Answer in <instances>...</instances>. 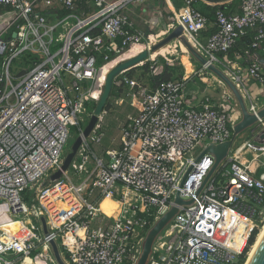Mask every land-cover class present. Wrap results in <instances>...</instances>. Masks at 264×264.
<instances>
[{
  "label": "built area",
  "instance_id": "1",
  "mask_svg": "<svg viewBox=\"0 0 264 264\" xmlns=\"http://www.w3.org/2000/svg\"><path fill=\"white\" fill-rule=\"evenodd\" d=\"M132 1L0 0V199L13 218L0 227V264H32L33 254L56 264L50 240L66 264H136L147 232L174 206L177 192L193 203L178 207L147 264H240L247 257L251 235L264 223V120L234 149L233 141L217 173L198 193L214 161L208 154L195 160L209 145L232 137L230 96L221 101L206 96L192 105L182 78L135 88L122 73L114 81L119 96L113 103L128 101L136 114L122 124L118 146L100 156L93 153L91 145H101L104 137L101 116L68 169L48 180L65 158L69 127L81 133L85 104L99 100L104 68L151 36L123 14ZM239 1L238 13L215 11V31L202 43L198 36L211 21L197 0H166L171 13L166 32L180 25L208 64L221 66L248 112L256 114L264 106V68L256 61L220 60L248 37L238 56L264 55V0ZM91 4L92 12L79 13ZM20 57L31 67L13 83L10 66ZM245 80L260 86L263 97L253 98ZM238 153L250 156L247 163ZM84 174L74 184L72 178ZM35 186L38 195L29 200L26 191ZM105 199L117 206L112 215L101 211ZM57 200L73 212L54 226ZM41 217L49 237L42 232ZM13 222L22 226L8 227Z\"/></svg>",
  "mask_w": 264,
  "mask_h": 264
},
{
  "label": "water",
  "instance_id": "2",
  "mask_svg": "<svg viewBox=\"0 0 264 264\" xmlns=\"http://www.w3.org/2000/svg\"><path fill=\"white\" fill-rule=\"evenodd\" d=\"M204 4L209 6H222L227 3L232 2L233 0H200ZM175 43V47H178L180 45L184 46L190 56L198 62L202 67H205L211 74L215 75L229 90V92L234 97L239 113L241 116V119L239 122L234 124L232 130V137L230 140H228L225 143L218 144V145H209L201 154L198 156V158L195 160V163H197L204 155L208 154L211 155L213 158V166L210 169L209 173L203 180L198 193L200 190L204 187V185L209 181L211 176L216 172L220 164L224 161V159L229 154V151L231 149L233 141L236 139V137L243 132L247 131L248 129H251L257 123L259 120H264V106H262L256 114L249 113L245 102L243 100V97L239 90L236 88V86L231 82V80L227 77V75L221 71L218 67L208 64L207 60L198 52L196 49L192 46V44L188 41V39L183 34V28L180 25H177L175 28L171 29L170 31L166 32L164 34V38L159 40L157 43L150 46L148 50L143 51L140 55L131 58L129 60L122 61L118 63L106 76L105 83L103 86L102 93L99 97V100L96 102L95 109L90 117V120L86 127L82 130V132L79 134L75 142L73 143L70 152L66 154L62 165L59 170L54 172L50 177L49 181H55L59 179L63 172H65L73 158L76 156L80 146L83 143L84 139H87L92 131L94 130L97 122L99 121L100 117L104 114V108L106 107V104L110 98V94L113 88L114 81L116 78L122 74L126 73L129 70L139 67L143 63L149 60V56L159 49L171 45ZM251 61L258 62L263 68H264V55H261L259 53H254L251 56ZM191 168L189 169V171ZM187 174L184 176L180 188L182 187ZM48 182H44V186L47 185ZM197 193V194H198ZM193 203V200L190 201H183L180 197V193L177 192L174 206L171 207V209L163 215L158 221L154 223V225L149 229V231L146 234L145 240L142 245V252L140 254L139 259L137 260L136 264H147L149 261V258L152 254V248L163 231V229L173 220V218L178 214L179 206H188ZM40 224L43 234L46 237H49V231H48V225L46 222V219L44 217L40 218ZM51 252L53 255V258L56 262V264H66V262L63 260L57 243L54 240L49 241ZM246 264V263H245ZM247 264H264V236L259 242L257 248L255 249L253 255L248 260Z\"/></svg>",
  "mask_w": 264,
  "mask_h": 264
},
{
  "label": "crops",
  "instance_id": "3",
  "mask_svg": "<svg viewBox=\"0 0 264 264\" xmlns=\"http://www.w3.org/2000/svg\"><path fill=\"white\" fill-rule=\"evenodd\" d=\"M93 10L94 7L91 4V6L85 8L83 12L80 11L79 13L88 14ZM122 12L129 18L130 22L133 23L134 27L145 35H151L148 33H150L154 29H158L164 35L165 32L167 31V25H168L167 23H171L170 20L171 13L169 11V7L167 6L166 0H133L131 3L127 5V7ZM212 27H214L213 22L210 23V25L205 31L199 34L198 36L199 41H201L202 43L206 42L207 38L210 35L204 33L208 32V30L211 29ZM151 36H155V35H151ZM156 38H158V35L156 36ZM249 38L250 37L246 38L243 41L244 45L248 43ZM136 47L141 48L138 54L141 52V50L144 49L141 46H136ZM177 48L180 47L178 46ZM131 50H129L128 52H130ZM239 51L240 50L237 51L235 50L234 53L230 56L229 54L227 56H221L220 58L221 62L223 63L225 61L230 60L234 64L242 65L245 62L251 61V57L247 58V57L238 56ZM189 56L190 54H188V62L190 63L191 67H193L191 72L189 73H187L186 68L184 67L182 62V58L184 57V53L182 52V50L176 59L181 67V71L178 74L182 79L185 80L184 93L187 97V100L192 105H197L206 96H210L214 101H221L224 97L229 96L224 91V86L218 84L217 82H214V80H212L213 76H211V73L208 70L206 71L198 62L194 61L193 58ZM218 67L219 69L222 70L220 65H218ZM248 85L249 86L251 85V87H253L252 88L253 94H256L257 96L258 91L256 90V85H254V83H251L250 80H245V86ZM258 88L259 90H261L260 86H258ZM7 210L9 211L8 205L4 203L2 208H0V226L7 223L10 220V218H12L11 214L10 213L8 214ZM4 212H6L8 215L6 219L2 216ZM29 259L32 264H48V262L40 258L34 257V254Z\"/></svg>",
  "mask_w": 264,
  "mask_h": 264
},
{
  "label": "rangeland",
  "instance_id": "4",
  "mask_svg": "<svg viewBox=\"0 0 264 264\" xmlns=\"http://www.w3.org/2000/svg\"><path fill=\"white\" fill-rule=\"evenodd\" d=\"M3 26H4V22L0 21V27H3ZM148 34L155 35V37L158 35V38L156 39L157 42L159 40H161L162 38H164L163 33L160 32L158 29H154ZM148 43H149V39H148V37H146L145 41L143 42V44L147 45ZM179 47L180 48L175 47V51H174V53L172 55H165L164 54V55L161 56V55L157 54V55H155V57L153 56L155 59H153V60L149 59V61L152 62V63L153 62L158 63L159 67L162 64V60H164L166 63H173V64L177 65L178 61L176 59H177V56L180 54V52L182 50L181 46H179ZM1 64H2V61L0 60V74L3 72ZM30 65L31 64L29 62H26L25 57H20V58L16 59L11 64L10 70H9V73H10L11 77L13 78L12 82L15 83L14 77H17V78H19V76L24 77L29 72L30 67H31ZM140 66H142V65H140ZM211 76H213L212 80H214V82L218 83L219 79L216 78L212 74H211ZM132 79H133V81L135 83V85H134L135 88H136V85L137 86L143 85V86L150 87L149 75L142 73V71H140V69H137L136 71H134ZM250 82L254 83V85H256V90L258 91V95L256 96V94H253V89H252L253 87H251V85L250 86L249 85L246 86L247 90L249 91V94L253 98H262L263 97V92L261 90H259L257 84L255 82L251 81V80H250ZM222 86H224V91L232 98L231 101H230V112H229V115L233 119V111H238L239 112V109H238L237 103H236L234 97L232 96V94L229 92V90L226 88V86L224 84H222ZM113 101H114V99H112V98L108 100L109 106L107 108V111H105V114L102 115L103 119H102V123H101V127H102L101 131L104 133V137H103V140L101 142V145H96V144H92L91 145L93 153L95 155H97V156H100L104 152V150L106 148H116L118 146V141H119V137H120V128L122 126V123L125 121V119H126V117L128 115H133V114L136 113L135 109H133L129 105L128 101H125L124 103H122L120 105L114 104ZM94 105H96V103L91 102V101H89V102H87L85 104V107H84L85 112L81 116L82 119H84V124H82V123L80 124L82 129H84L86 127V125L88 124L90 118L87 119L86 115L93 113L92 112V107ZM240 119H241V116H240V113H239L238 119L236 121H233L234 124L239 122ZM250 132H251V129H248L247 131H245L242 134L238 135L236 137V139H235V142H234V145H233V149L236 148L237 146H239L242 142H244L249 137ZM79 134H80V132H78V129L76 127H74V128L73 127H69V138H68V141H67V143L65 145L63 155L66 156V154H68L70 152V149H71L73 143L75 142V140L77 139V137L79 136ZM113 139L116 140L115 143H111V141ZM200 150H201L200 147L197 148L196 151H195V154H198L200 152ZM246 158L249 159L250 156H246ZM90 169H91V166L89 167V170ZM85 176L86 175L84 174V175H80L79 177H74V178H72V181L74 182V184L78 185L85 179ZM37 189H38V187L35 186L32 190H27L26 191V193H27L26 197H30L32 199L36 198L37 195H38ZM4 203H6V202L0 199V208H2ZM26 205L29 206V201L26 202ZM58 208L61 209L62 206L58 205ZM9 213L10 212L8 211V214ZM2 216L5 219L8 217L6 212H4L2 214ZM12 219L13 218H10V220L7 223L11 222ZM7 223L1 225L0 227L6 225ZM251 247H250V249H251ZM250 249H249V251H250ZM247 259L248 258L246 257L245 263L247 262Z\"/></svg>",
  "mask_w": 264,
  "mask_h": 264
},
{
  "label": "bare ground",
  "instance_id": "5",
  "mask_svg": "<svg viewBox=\"0 0 264 264\" xmlns=\"http://www.w3.org/2000/svg\"><path fill=\"white\" fill-rule=\"evenodd\" d=\"M156 39L157 38L155 36H150L149 43L147 45H145V44H136V45L131 46L123 55H121L119 58L115 59L114 61L110 62L104 68V70L102 71L103 78H106V76L108 75V73L118 63H120L122 61H125V60H129L131 58H134V57L140 55L143 51L149 49L150 46H152L153 44L157 43ZM190 42H193V40L191 38H190ZM136 46H141L144 49L141 50V52L138 54V52L140 51L141 48L136 47ZM180 46H181L182 52L184 53V57L182 58V62H183L184 67L186 68L187 73H189V72H191V70L193 68V67H191L190 63L188 62V54L189 53H188V51L186 50V48L184 46H182V45H180ZM133 47H136V48H133ZM129 50H131V51L128 52ZM174 51H175V43H173L172 45H168V46H165V47L159 49L155 53L151 54L149 56V59L150 60L155 59L154 57L157 54H159L161 56L164 55V54L165 55H172L174 53ZM151 57H153V58H151ZM189 59H191V58H189ZM218 83L221 84V85L223 84L220 80H218ZM97 95H98V93L95 94V99L98 98ZM238 117H239V112L238 111H233V121H236L238 119ZM235 156H237L239 159H241L242 162L247 163V160L244 157V154L238 153V154H235ZM250 168H253V165L252 164H250ZM55 205L57 206V210H58V213L56 214L57 219H52L51 222H52V224L54 226H59L68 215L72 214L73 208H71V206H67L66 204L64 205L60 200H57L55 202ZM58 205L62 206V208L59 209L58 208ZM100 208H101V211L104 212L105 214L112 215L116 211L117 206H116V204L114 202L105 199V200L102 201V203L100 205ZM229 223H230V221H229ZM25 224L26 225L30 224V221L28 220L27 217H26V220H25ZM231 224L232 225L236 224V221H232ZM12 226L13 227L22 226V224H20V222H13L8 227H12ZM5 228H7V227H5ZM263 236H264V223H263V225L261 226V228L259 230V235L256 237V241H255L254 245L251 247V249H250V251H249V253L247 255V258H248L247 259V262L251 258V256L253 255L255 249L257 248V246H258L259 242L261 241V239L263 238ZM247 262H246V264H247Z\"/></svg>",
  "mask_w": 264,
  "mask_h": 264
},
{
  "label": "trees",
  "instance_id": "6",
  "mask_svg": "<svg viewBox=\"0 0 264 264\" xmlns=\"http://www.w3.org/2000/svg\"><path fill=\"white\" fill-rule=\"evenodd\" d=\"M239 5H240L239 0H233L232 2L227 3L225 5H222V6H209V5L204 4L200 0H197V4H196L199 11L202 14H204L205 16H207L211 22L214 21L213 16H214L215 11L217 9H221L225 12L238 13L239 12ZM167 24H170V23H167ZM214 31H215V27H212L211 29L208 30V32H206L204 34L211 35ZM241 45H242V47H241ZM236 46H237V48L235 47L236 49L234 48L229 52V56L232 55L235 50L236 51L237 50H243L245 48L243 41L240 42L239 44H237ZM152 64H153L152 62L146 61L142 66L133 68V69L129 70L128 72H126L125 75L128 78L132 79L134 71H136L137 69H140V71H142V73L149 75L150 88H155V86L158 85L160 82L168 81L171 79H180L181 78L178 74L181 71V67L179 64L175 65L173 63H166L164 60H162V64L159 67L158 63L155 62L153 71L151 73L150 67ZM118 96H119V90L116 87V85L113 84V88H112L109 99H111V98L115 99ZM95 106L96 105H94L92 107V112L94 111ZM108 106H109V102H107L106 107L104 108V111H107ZM78 132H79V129H78ZM28 198L30 199V197H28ZM257 234L259 235V233L257 231L253 232V234L251 235V237L249 239V245H252V246L254 245V243L256 241L255 238H256V236H258ZM245 259H246L245 257H242L240 259V264H244Z\"/></svg>",
  "mask_w": 264,
  "mask_h": 264
}]
</instances>
